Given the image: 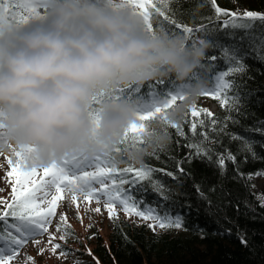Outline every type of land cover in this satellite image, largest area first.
<instances>
[{
  "label": "clouds",
  "instance_id": "clouds-1",
  "mask_svg": "<svg viewBox=\"0 0 264 264\" xmlns=\"http://www.w3.org/2000/svg\"><path fill=\"white\" fill-rule=\"evenodd\" d=\"M43 11L21 21L0 9V151L21 154L28 167L64 157L115 154L137 120L138 98L121 89L156 78L189 85L169 111L182 119L206 85L208 42L176 31L146 29L128 0H41ZM145 143L123 146L141 163L168 137L149 122Z\"/></svg>",
  "mask_w": 264,
  "mask_h": 264
},
{
  "label": "trees",
  "instance_id": "trees-1",
  "mask_svg": "<svg viewBox=\"0 0 264 264\" xmlns=\"http://www.w3.org/2000/svg\"><path fill=\"white\" fill-rule=\"evenodd\" d=\"M19 0H17V3ZM179 21L188 24H211L214 32L198 33L208 40H219L227 45H239L244 62L243 71L233 77L242 98L240 112H230L216 99L217 110L210 111L218 123L228 120L223 132H211L217 152L231 148L238 155L239 169L253 175L264 173V134L258 129L264 127V51L260 48V36L264 35V20H235L230 23L231 14H217L211 0H168ZM220 7L240 11L243 9L264 11V0H217ZM225 20L229 22L222 25ZM179 32V31H177ZM255 39H250V35ZM243 37V39H241ZM221 49L208 44L203 58L201 73L206 84L211 83L214 73L224 71L228 62L220 55ZM216 56L213 62L211 57ZM212 64L209 68L207 65ZM155 81V79H153ZM172 78H164L168 85ZM162 86L157 85V89ZM151 90L147 81L142 84L141 93L136 89H126L122 95L143 99ZM231 92H229V96ZM205 108L199 106V109ZM204 119L207 115L201 113ZM201 116L187 113L183 122L186 136H181L174 126H170L169 139L163 147L150 149L145 153L142 163L156 169L176 170L183 161L184 172L177 177L162 171L154 174L168 189V199H164L151 183H145L141 191L134 192L143 198L144 204L160 206L178 212L183 217V231L155 229L146 222L128 219H112L107 239L95 240L93 255L81 264H264V206L254 190L253 175L250 179L236 174L237 164L229 161L227 168L221 170L215 158L194 157L184 159L190 149L189 144L203 139L199 132L194 134L190 122ZM200 129L199 131H202ZM238 132L253 141L255 155L239 148L240 141L229 135ZM125 160L120 161L124 166ZM139 166L141 163H135ZM263 179H264V174ZM264 194V183L262 186ZM239 204V209L236 205ZM173 209V210H172ZM247 240L243 242L241 237ZM98 258V259H97Z\"/></svg>",
  "mask_w": 264,
  "mask_h": 264
},
{
  "label": "snow or ice",
  "instance_id": "snow-or-ice-1",
  "mask_svg": "<svg viewBox=\"0 0 264 264\" xmlns=\"http://www.w3.org/2000/svg\"><path fill=\"white\" fill-rule=\"evenodd\" d=\"M134 5L142 17L143 23L147 30L155 31L157 28L169 31H179L191 37L194 41L201 38L198 33L211 34L214 32L211 24H188L179 21L176 14L172 11L168 0H128ZM217 14H231L233 20H255L259 18L264 20V11H256L243 9L239 12L236 10L225 9L219 6L217 0H211ZM41 0L36 3L25 5L28 8V14L18 12L17 0H0V9L11 10L15 13L17 19L21 21L28 20L32 15H40L39 6ZM3 13L0 12V15ZM225 24L228 20H225ZM250 35V39H255ZM209 44L221 49L220 55L225 58L230 66L224 71H219L215 76V85L203 87L211 95H218L221 103L224 104L230 112H240L242 98L238 90L234 91L238 86L233 78L238 71H243L244 62L239 52V45L223 44L219 40H208ZM243 39V37L241 38ZM260 48L264 51V35L260 36ZM211 61L217 59L216 56L210 58ZM204 65L202 66V68ZM207 67L211 68L210 63ZM150 91V100H145L139 104L137 111V120L133 121L124 131V135L118 145L114 149L115 154H97L93 157H64L59 162H52L44 167H28L24 164L19 151L9 152L0 151V155H4L7 168L5 170L6 177H14L15 183L12 184L11 198L0 197V264H10L13 258L20 252V247L33 237H40L34 241L39 252L43 253L45 247H39L44 243L45 234L48 238V246L53 251L63 249L60 254H66L69 249L64 245L56 242L53 238L56 233L51 230L53 218L59 216L56 222L57 230H62V226L66 227V213L57 211L58 201L65 195L70 194L72 201H77L78 196H82L85 201H96V212L106 209L110 218L118 216V209L129 216L135 214L144 219L152 221L151 227H182L183 217L179 214L172 215L165 211L163 215L157 208L151 205H145L143 198H137L133 193L141 191L145 183H151L154 189L164 199H168V189L159 179L154 178L157 171H162L171 177H177L178 172L183 173V161L177 166L176 170L169 171L168 168L156 169L150 165L141 162L136 166L135 162L126 159L124 166H120V161L125 160L123 155V146L128 144L145 143V131L149 122L159 120L163 124V132L169 139V127L174 126L181 136H186L183 122L187 120V113L190 109L195 116H201V113L207 115L209 119L203 116L197 121L195 118L190 122V128L194 134L199 132L203 139L196 143L189 144L190 149L184 159L192 160L194 157H204L207 159L215 158V163L223 171L227 168L229 161L237 164L236 174L241 177L250 179L252 173H244L239 169L238 155L231 148L217 152L215 143L208 144L209 140L215 141L212 132H223L226 128L228 120H235L234 116L225 117V122L218 123L217 119L212 116L209 109H197L194 102L188 104L183 113L182 119H169V111L176 103L184 98V89L189 85L170 81L168 85L164 84V78H156L155 81H147ZM157 85L162 86L157 89ZM142 84L129 86V89H136V93H141ZM200 91V92H201ZM124 89H121L117 95H122ZM199 92V93H200ZM229 92L231 95L229 96ZM203 129L202 131H199ZM264 134V127L258 129ZM229 135L233 140H239L241 150L250 151L254 156L253 141L238 132H231ZM264 174V173H257ZM103 201V204H101ZM259 203L264 206V194L259 196ZM239 209V204L236 205ZM91 227V225H90ZM94 235V233H93ZM67 239V232L60 237ZM242 241L247 240L242 236ZM91 252V249H89ZM26 260L35 264L34 257L25 254ZM98 259V258H97Z\"/></svg>",
  "mask_w": 264,
  "mask_h": 264
},
{
  "label": "rangeland",
  "instance_id": "rangeland-1",
  "mask_svg": "<svg viewBox=\"0 0 264 264\" xmlns=\"http://www.w3.org/2000/svg\"><path fill=\"white\" fill-rule=\"evenodd\" d=\"M23 3L30 5L36 3V0H23ZM17 11L28 14L27 7ZM39 11H43L42 4L39 6ZM214 85L215 78L210 86ZM216 97L217 95H211L205 89L200 92L192 102H194L197 107L200 105L210 110H215L217 104L214 99ZM7 167L5 156L0 155V197L11 198L12 184L15 183V178L6 177L5 170ZM257 173L254 174L253 180L254 190L259 197L262 194L261 189L264 179L262 174ZM101 204H103V201H101ZM95 208L96 201L94 199L91 201H85L82 196H78L77 201H72L70 194H67L65 190V195L61 197L60 201H58L57 211L59 213H66V227L62 226V230L56 229L55 224L59 221V216H56L53 218L51 230L56 233V236L53 239L64 245L70 251L66 254H60L63 252V249L59 248L53 251L52 248L48 246V238L45 234L43 237L44 243L39 245V247H45L43 253L39 252L38 246L34 242L37 239H40V237H33L20 247V252L13 258L10 264H32L31 261L26 260L25 254L34 257L35 264H81L85 261V258L89 257L88 254L93 255L92 247L94 246L95 240L102 238L106 241V237L111 228L113 218L109 217L107 210L104 209L101 212H96ZM158 211L161 213L162 210ZM163 213H161V215H163ZM118 217L121 219L135 220L137 222L145 221L152 224L151 220L144 219L138 215L133 214L129 216L122 208L118 209V216L116 218ZM156 228H167L173 232L182 231L181 227L175 226L163 228L156 226ZM65 231L67 232V239H60ZM0 246H2V244H0ZM89 249H91V252H89Z\"/></svg>",
  "mask_w": 264,
  "mask_h": 264
},
{
  "label": "bare ground",
  "instance_id": "bare-ground-1",
  "mask_svg": "<svg viewBox=\"0 0 264 264\" xmlns=\"http://www.w3.org/2000/svg\"><path fill=\"white\" fill-rule=\"evenodd\" d=\"M263 176V175H262Z\"/></svg>",
  "mask_w": 264,
  "mask_h": 264
}]
</instances>
